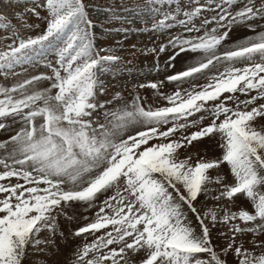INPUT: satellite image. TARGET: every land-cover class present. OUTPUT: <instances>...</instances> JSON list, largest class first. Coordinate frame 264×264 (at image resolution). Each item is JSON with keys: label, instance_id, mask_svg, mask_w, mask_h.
Instances as JSON below:
<instances>
[{"label": "snow or ice", "instance_id": "6c2138e0", "mask_svg": "<svg viewBox=\"0 0 264 264\" xmlns=\"http://www.w3.org/2000/svg\"><path fill=\"white\" fill-rule=\"evenodd\" d=\"M0 264H264V0L0 5Z\"/></svg>", "mask_w": 264, "mask_h": 264}, {"label": "rangeland", "instance_id": "374dc122", "mask_svg": "<svg viewBox=\"0 0 264 264\" xmlns=\"http://www.w3.org/2000/svg\"><path fill=\"white\" fill-rule=\"evenodd\" d=\"M9 2V0H0V5H7ZM13 2H15V0H13ZM112 0H109V3H111ZM115 3L119 4L120 0H115ZM143 39H147V37H143Z\"/></svg>", "mask_w": 264, "mask_h": 264}]
</instances>
